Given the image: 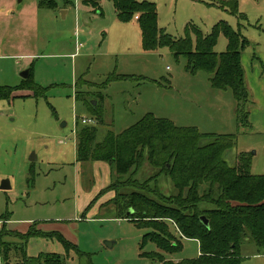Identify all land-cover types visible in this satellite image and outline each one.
<instances>
[{"label": "rangeland", "instance_id": "rangeland-1", "mask_svg": "<svg viewBox=\"0 0 264 264\" xmlns=\"http://www.w3.org/2000/svg\"><path fill=\"white\" fill-rule=\"evenodd\" d=\"M42 1L47 0H0V87L13 89L9 99L0 98V182L10 183L9 190H0L1 239L10 243L9 262L0 254V264H24L25 256L40 253L61 255L65 264H161L139 256L147 229L119 214L113 198L115 192L139 191L132 185L168 197L175 192L172 182L157 175L145 157L119 182L108 162H77L80 129L94 126L98 142L152 113L201 133L235 134V146L224 158L233 166L237 154L249 153L253 174L264 173V134L237 127L231 91L212 88L208 73L187 72L185 58L167 47L143 51L137 24L119 22L111 2L104 0L94 11L79 0H53V8ZM148 1L156 4L158 27L176 38L184 37L187 23L204 35L219 20L233 29L240 24L249 41L243 51L245 79L263 83L264 0H237L244 20L203 0ZM191 39L194 43V35ZM226 46L220 34L214 51ZM28 69L33 89L20 76ZM34 88L43 94L35 95ZM85 117L94 121L84 124ZM166 222L173 231L175 225ZM31 230L58 232L74 248L66 250L54 236L22 238ZM154 249L148 242L143 250ZM198 249L196 240L184 239L165 259L194 258ZM240 255V264H264L250 240L242 243Z\"/></svg>", "mask_w": 264, "mask_h": 264}, {"label": "trees", "instance_id": "trees-1", "mask_svg": "<svg viewBox=\"0 0 264 264\" xmlns=\"http://www.w3.org/2000/svg\"><path fill=\"white\" fill-rule=\"evenodd\" d=\"M79 1L95 11L101 9L100 2L104 0ZM106 1L112 3L119 22L135 20L143 51L167 47L174 57L185 58L187 72L194 74L204 71L210 75L212 88L229 89L235 101L237 127L250 126L247 104L252 102L241 64V54L249 41L241 34L240 24L233 29L226 21L219 20L211 32L204 35L194 25L187 23L184 37L176 38L158 27L155 2ZM203 2L236 16L238 20L245 19V15L238 10L237 0ZM40 4L47 8L55 7L53 0ZM220 34L225 36L227 46L224 52L217 53L214 47ZM191 35L195 37L194 43ZM31 75L29 69L28 78L22 81L27 88L33 89V85H29ZM12 92L10 87H0V98L9 99ZM34 94L41 96L43 93L34 88ZM89 126L85 125L78 133L75 150L77 162H108L115 171L114 182H119L145 157L157 169V175L169 178L173 184L175 192L168 197L131 183L128 185L139 191L115 192L113 203L116 211L131 217L130 221L138 228L147 229L139 244L140 257L161 264H240V248L247 240L255 244L259 255H264V173H251V157L247 152L237 154L233 166L227 163L224 155L235 146V134L201 133L196 127L176 126L171 120L155 117L152 113H147L120 133L107 132L98 142H95L96 128ZM204 138L210 141L202 144ZM119 186L126 184L120 183ZM146 192L157 196L158 200ZM129 209L132 213L127 215ZM201 217L207 219L208 226L203 225ZM167 220L175 225H172L174 232L170 230ZM1 221L0 254L3 262L8 263L10 243L1 239L5 227V222ZM53 232L50 235L31 230L22 238L30 235L54 236L66 250L74 248L62 234ZM184 239L198 242V255L179 261L165 259L166 254L182 247ZM148 242L153 243L154 250H143ZM24 264H65V261L58 254L40 253L34 258L25 256Z\"/></svg>", "mask_w": 264, "mask_h": 264}, {"label": "crops", "instance_id": "crops-1", "mask_svg": "<svg viewBox=\"0 0 264 264\" xmlns=\"http://www.w3.org/2000/svg\"><path fill=\"white\" fill-rule=\"evenodd\" d=\"M102 2L103 1L100 2V5ZM133 22H135V20ZM243 59H244V55L242 52L241 54L242 67H243ZM244 77H245V71H244ZM245 83L249 91L250 100L252 103H254L253 105H250V107L248 108L249 124L254 129V132L264 134V81L262 83V80L260 79L249 78V79H245ZM1 226H2V221L0 220V229Z\"/></svg>", "mask_w": 264, "mask_h": 264}, {"label": "water", "instance_id": "water-1", "mask_svg": "<svg viewBox=\"0 0 264 264\" xmlns=\"http://www.w3.org/2000/svg\"><path fill=\"white\" fill-rule=\"evenodd\" d=\"M20 76H21L22 79H27L28 76H29V69L21 72ZM35 159H36V157H35L34 153H32V155L30 157V160L33 161ZM9 189H10L9 181L7 179L2 180L0 182V190H5L6 191V190H9ZM131 213H132V211L129 209L127 211V215H129ZM200 220H201V222L203 223L204 226H208V221H207V219L205 217H201ZM106 244L109 245V242L106 241Z\"/></svg>", "mask_w": 264, "mask_h": 264}, {"label": "built area", "instance_id": "built-area-1", "mask_svg": "<svg viewBox=\"0 0 264 264\" xmlns=\"http://www.w3.org/2000/svg\"><path fill=\"white\" fill-rule=\"evenodd\" d=\"M92 121H94V120H92L91 118L86 119V117H85V118L82 119L81 122L84 123V124H91Z\"/></svg>", "mask_w": 264, "mask_h": 264}]
</instances>
